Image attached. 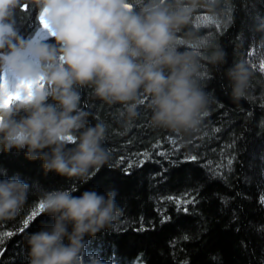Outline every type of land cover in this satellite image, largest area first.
I'll return each mask as SVG.
<instances>
[{
    "label": "clouds",
    "instance_id": "clouds-1",
    "mask_svg": "<svg viewBox=\"0 0 264 264\" xmlns=\"http://www.w3.org/2000/svg\"><path fill=\"white\" fill-rule=\"evenodd\" d=\"M29 2L55 43L23 39L14 16L28 5L0 0V151H23L28 160L42 161L45 174L87 182L110 154L106 126L89 125L80 108L85 87L108 105L120 104L128 121L144 106L154 127L199 131L214 102L201 61L219 66L227 53L186 29L202 8L215 16L218 0ZM226 76L233 100L247 98L246 64L234 63ZM0 176V219L12 218L26 203L30 185L6 170ZM116 195L115 189L79 196L68 189L43 190L39 207L52 223L25 238L28 264H82L90 239L121 214Z\"/></svg>",
    "mask_w": 264,
    "mask_h": 264
},
{
    "label": "trees",
    "instance_id": "trees-1",
    "mask_svg": "<svg viewBox=\"0 0 264 264\" xmlns=\"http://www.w3.org/2000/svg\"><path fill=\"white\" fill-rule=\"evenodd\" d=\"M22 3L28 11L17 8L14 23L28 40L38 10L29 0ZM186 30L227 53L219 66L201 61L214 102L199 131L154 127L144 106L128 121L120 104L81 89L89 125L106 126L110 159L84 182L45 174L42 161L28 160L23 151H0V171L30 185L18 214L0 219V264H28L25 238L52 223L39 207L45 189L76 196L117 192L121 214L90 239L82 264H264V0H218L215 16L202 8ZM42 41L55 43L49 36ZM240 61L251 76L247 98L235 101L226 70Z\"/></svg>",
    "mask_w": 264,
    "mask_h": 264
},
{
    "label": "rangeland",
    "instance_id": "rangeland-1",
    "mask_svg": "<svg viewBox=\"0 0 264 264\" xmlns=\"http://www.w3.org/2000/svg\"><path fill=\"white\" fill-rule=\"evenodd\" d=\"M48 33L38 24V27L33 32L32 36L28 39V41L32 42H40L44 38L48 37Z\"/></svg>",
    "mask_w": 264,
    "mask_h": 264
},
{
    "label": "snow or ice",
    "instance_id": "snow-or-ice-1",
    "mask_svg": "<svg viewBox=\"0 0 264 264\" xmlns=\"http://www.w3.org/2000/svg\"><path fill=\"white\" fill-rule=\"evenodd\" d=\"M24 11L25 12H27L28 11V6H25V8H24ZM41 26V25H40ZM13 97H9V100H11ZM41 209V208H40ZM41 211H42V209H41ZM27 226V225H26ZM9 235H11V233H9ZM3 254V252L2 251H0V255H2Z\"/></svg>",
    "mask_w": 264,
    "mask_h": 264
}]
</instances>
